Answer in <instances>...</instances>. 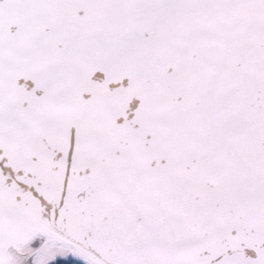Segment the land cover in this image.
<instances>
[{
  "label": "snow or ice",
  "instance_id": "obj_1",
  "mask_svg": "<svg viewBox=\"0 0 264 264\" xmlns=\"http://www.w3.org/2000/svg\"><path fill=\"white\" fill-rule=\"evenodd\" d=\"M0 264H264V0H0Z\"/></svg>",
  "mask_w": 264,
  "mask_h": 264
}]
</instances>
